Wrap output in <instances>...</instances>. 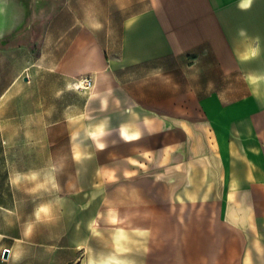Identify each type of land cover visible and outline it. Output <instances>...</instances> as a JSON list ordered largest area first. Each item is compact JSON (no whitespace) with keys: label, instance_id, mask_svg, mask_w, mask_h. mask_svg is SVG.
I'll return each mask as SVG.
<instances>
[{"label":"crops","instance_id":"crops-1","mask_svg":"<svg viewBox=\"0 0 264 264\" xmlns=\"http://www.w3.org/2000/svg\"><path fill=\"white\" fill-rule=\"evenodd\" d=\"M240 4L247 0H0L3 165L11 166V151L34 152L25 157L35 161L57 151L43 139L57 138L61 124L80 175L79 167L110 166L88 154L97 148L87 133L103 125L104 150L121 152L131 171L161 166L164 180L171 174L178 183L176 197L198 202L178 208L195 218L178 222L172 241L163 233L162 252L147 223L146 242L132 240L125 258L187 264L189 227L192 245L202 247L194 264H264V102L244 81L246 73L264 72V51L246 64L234 54L240 29L260 37L264 49V0L246 10ZM97 21L99 30L90 26ZM82 75L92 77L91 88L73 87ZM11 195L0 192V263L36 264L29 260L36 247L56 239L42 242L14 220ZM169 245L179 248L173 259Z\"/></svg>","mask_w":264,"mask_h":264},{"label":"rangeland","instance_id":"rangeland-1","mask_svg":"<svg viewBox=\"0 0 264 264\" xmlns=\"http://www.w3.org/2000/svg\"><path fill=\"white\" fill-rule=\"evenodd\" d=\"M65 131V125L61 126L60 124L57 138L54 135L44 136V143L55 142L58 145V150H44L41 161H35L33 157H25L34 152L11 151V155L14 156V159H11V166L3 165L2 152L0 151V192L4 189L11 191L10 202L12 206L15 205L12 208L14 214L12 218L19 219L21 225H26V222L31 219L35 203L43 201L29 197L22 191L13 188L9 184V176L17 170L26 171L30 168L42 167L49 162L50 158H63L65 163L64 172L59 177L63 189L59 194L63 197V207L58 211L60 219L54 224L37 225L33 229L42 242H50L54 238L56 241L53 244L37 246L36 248L41 251H34L35 255L32 254L30 259L28 258L30 261L35 259L36 264H48L46 262L48 255H55L57 259L54 264H62V261L66 259H71L68 264H82L84 257L92 255L94 251L100 249L107 253L111 252L114 235L121 229L126 230L132 240L139 239L140 242H146L147 236H137L136 232L139 230L148 233L147 223H150L154 229L156 245H159L155 250L162 252L163 246L158 240L162 238L163 233L171 236L169 238L172 241L173 236L179 233L178 222L189 223L192 222L189 219L195 218L194 215L177 214L179 207H194L198 202L193 199L184 200L176 197L178 183L173 180L171 174L166 176L171 179L165 181L161 166L149 168L142 165L131 171L129 166L122 164V158L118 157L117 153L121 152L98 151L94 148L89 149L88 154L95 162L112 165H97L94 168L79 167V171L82 173L80 175L78 167L68 157L66 148L69 140ZM104 137L106 136L101 138ZM107 138L111 139L112 136L109 135ZM87 145L89 148L94 146L90 142ZM186 155L188 156L189 152ZM36 164L37 166H35ZM152 172L155 175L154 183L151 181ZM48 198L44 197V199ZM202 205L206 206L207 204ZM152 208L155 210L154 215L148 213V209L151 211ZM113 216L116 218L115 224L110 222ZM188 229L189 227H186V234L188 233L186 237L188 246L185 248L186 259H188L187 264H194L191 260L194 259L196 250L200 251L202 247L192 245L194 238L190 234L193 235L194 232ZM171 245L166 246L165 249L171 252L170 259H173L174 255L177 256L179 248ZM128 246L132 249L131 243ZM39 255H42L41 263L38 262ZM171 262L175 264L173 261Z\"/></svg>","mask_w":264,"mask_h":264},{"label":"clouds","instance_id":"clouds-1","mask_svg":"<svg viewBox=\"0 0 264 264\" xmlns=\"http://www.w3.org/2000/svg\"><path fill=\"white\" fill-rule=\"evenodd\" d=\"M252 2L253 0H247V5L240 4L238 7L241 10H246L247 7L251 6ZM90 26L96 30L103 27L98 21ZM237 36L241 47L239 49L234 48V54L239 63H249L257 59L264 51L261 47L260 37H250L245 29L238 30ZM244 81L249 86L251 94L257 100L264 102V72L253 71L246 73ZM103 135H105L103 125L87 133L88 138L95 143L98 151H103L106 148L104 143L99 142V138ZM82 158V153L74 150V161L80 162ZM64 168L63 158H50L49 162L42 167L30 168L26 171L17 170L9 176V184L13 188L22 191L29 197H35L43 201L35 203L31 219L26 222L27 232H32L37 225L54 224L60 219L58 211L63 207V197L59 194L63 189L59 177L63 174ZM45 196L49 198L44 199ZM110 222L116 223L115 216L111 217ZM136 235L146 237L147 233L137 230ZM113 239V250L107 254L102 253L91 257L89 264H136L135 260L125 258L132 252L128 244L133 242L126 230H119Z\"/></svg>","mask_w":264,"mask_h":264},{"label":"built area","instance_id":"built-area-1","mask_svg":"<svg viewBox=\"0 0 264 264\" xmlns=\"http://www.w3.org/2000/svg\"><path fill=\"white\" fill-rule=\"evenodd\" d=\"M92 85L93 79L90 75H82L73 80V87L77 90L89 89Z\"/></svg>","mask_w":264,"mask_h":264},{"label":"water","instance_id":"water-1","mask_svg":"<svg viewBox=\"0 0 264 264\" xmlns=\"http://www.w3.org/2000/svg\"><path fill=\"white\" fill-rule=\"evenodd\" d=\"M7 255V250H4L3 256L6 257Z\"/></svg>","mask_w":264,"mask_h":264}]
</instances>
